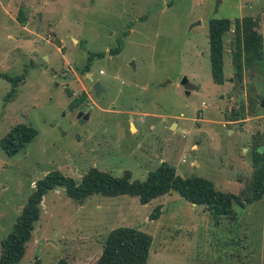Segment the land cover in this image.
I'll return each instance as SVG.
<instances>
[{
    "label": "rangeland",
    "instance_id": "obj_1",
    "mask_svg": "<svg viewBox=\"0 0 264 264\" xmlns=\"http://www.w3.org/2000/svg\"><path fill=\"white\" fill-rule=\"evenodd\" d=\"M243 16L263 38V62L252 75L234 39L233 21ZM213 17L232 22L222 84L211 75ZM99 52L86 72L89 54ZM2 74L22 79L13 87ZM251 88L255 116L248 115ZM261 97L264 0H0V141L17 123L37 130L12 155L0 145V252L34 182L52 170L77 182L92 167L143 180L166 161L181 177L239 193L255 169L254 136L264 150ZM241 104L247 117L235 126L225 113ZM79 111L89 112L82 123ZM40 205L16 264H95L118 226L152 236L147 264H264V195L234 205L235 218L215 217L175 191L142 204L131 195L80 201L57 186ZM156 206L161 213L151 219Z\"/></svg>",
    "mask_w": 264,
    "mask_h": 264
},
{
    "label": "trees",
    "instance_id": "obj_2",
    "mask_svg": "<svg viewBox=\"0 0 264 264\" xmlns=\"http://www.w3.org/2000/svg\"><path fill=\"white\" fill-rule=\"evenodd\" d=\"M20 13L19 21L24 25L26 20L23 12ZM231 23L229 18L213 17L208 21L211 75L217 84H222L224 81V36L230 29ZM233 25L235 42L240 44V50H242L241 59L238 60L239 64L243 65L251 75L255 71L260 72L259 65L263 62V38L255 28L254 19L251 16L235 18ZM118 50L119 48L115 49L116 52ZM102 55V52L90 53L85 71H89L90 61L95 56ZM236 75L239 80L241 76L238 73ZM2 76L13 82V87L17 85V81L22 79L20 76L10 77L7 74H2ZM253 90L249 89L251 98L249 116L257 114V109L252 107V100L255 96L252 93ZM85 95L83 93L82 96L74 98L70 107L77 105ZM246 117L247 113L243 104L231 110L230 113H225L227 121L239 122L240 126ZM36 134L37 130L32 125L17 123L1 139L0 145L8 155H12L26 147ZM256 140L254 136L252 156L255 169L251 179L237 194L215 188L213 182L204 177H181L177 174L175 167L166 161H162L154 170L149 171L143 180L131 179L129 170H125L120 176H115L92 167L82 176L80 182L58 170L49 171L34 182L33 191L16 217L11 231L1 240L0 264H16L21 260L25 253L26 243L31 238L34 225L40 217L43 195L57 186H63L69 196L80 201L92 194L131 195L137 196L142 204L170 191H175L185 200L203 205L215 217L226 215L235 218L234 205L243 207L264 195V150H258L263 144ZM160 213V206H156L150 218H158ZM151 243L150 234L135 227L118 226L108 232L95 264H147Z\"/></svg>",
    "mask_w": 264,
    "mask_h": 264
},
{
    "label": "water",
    "instance_id": "obj_3",
    "mask_svg": "<svg viewBox=\"0 0 264 264\" xmlns=\"http://www.w3.org/2000/svg\"><path fill=\"white\" fill-rule=\"evenodd\" d=\"M216 10H217V6H216ZM86 76H88V78H89L91 81H93V78H92V76H91L90 73H86ZM182 83H183L184 85H187V84H188L187 81H186V79L183 80ZM93 89H94L97 93L101 90V86H100V84H99L98 81H94V82H93ZM252 93L255 94L254 92H252ZM259 102H260L261 106L264 107V98H263V97L259 98ZM77 118H78L79 122L82 123V122H84L85 119L89 118V112L79 111L78 114H77ZM239 124H240L239 122H236L234 125H235V126H238Z\"/></svg>",
    "mask_w": 264,
    "mask_h": 264
}]
</instances>
